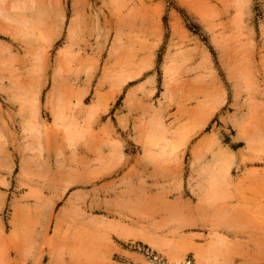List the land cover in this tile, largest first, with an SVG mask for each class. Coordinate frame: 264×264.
<instances>
[{
	"label": "rangeland",
	"instance_id": "rangeland-1",
	"mask_svg": "<svg viewBox=\"0 0 264 264\" xmlns=\"http://www.w3.org/2000/svg\"><path fill=\"white\" fill-rule=\"evenodd\" d=\"M248 189L264 0H0V264H264Z\"/></svg>",
	"mask_w": 264,
	"mask_h": 264
},
{
	"label": "bare ground",
	"instance_id": "bare-ground-1",
	"mask_svg": "<svg viewBox=\"0 0 264 264\" xmlns=\"http://www.w3.org/2000/svg\"><path fill=\"white\" fill-rule=\"evenodd\" d=\"M40 9V8H39ZM37 12H40V11H37ZM43 12H44V10H43ZM45 13H47V12H45ZM38 15H40L39 13H38ZM42 15V14H41ZM74 28V27H73ZM72 28V29H73ZM75 29V28H74ZM225 177V176H224ZM225 179V178H224ZM226 186V185H225ZM229 188V187H228ZM228 188L226 189V188H223V187H215V188H213V186H212V189H210V191L209 190H207L206 192H208L207 194H206V197H205V199H207V202H210V203H207L206 202V200L204 201V202H206L205 204H202L201 203V206H199L198 208H197V212L199 213V215H205L206 216V214H209L211 211H213V210H217L216 209V205L217 204H219L220 202L218 201V200H220L221 198H223L224 196H225V194L226 193H229L230 191H228ZM234 189V188H233ZM249 190V189H248ZM252 192H251V191ZM249 191H250V193L251 194H257V196L258 195H260L261 194V196H262V194L264 193V191H262V190H260V189H250ZM228 191V192H227ZM205 192V193H206ZM232 192V191H231ZM236 192V191H235ZM243 192H245V191H243ZM242 192V193H243ZM205 193H204V195H205ZM238 193V192H237ZM230 194V193H229ZM230 196V195H229ZM256 196V197H257ZM245 197V196H244ZM250 197H252V196H250ZM259 198H260V196H258ZM255 198V201H257V203H258V205H259V203L260 202H262V201H264V200H262V198L261 199H259V198ZM203 198V197H202ZM232 199H234V197H230L229 198V200L231 201ZM247 199V198H246ZM202 200V199H201ZM249 200H250V198H249ZM258 200H259V202H258ZM139 201V200H138ZM140 202V201H139ZM219 202V203H218ZM222 203H223V205H224V202L223 201H221ZM217 203V204H216ZM249 203V202H248ZM216 204V205H215ZM237 204H238V202H237ZM262 204V203H261ZM199 205V204H198ZM214 205V206H213ZM137 206V205H136ZM216 206V207H215ZM227 206V205H226ZM243 206V205H242ZM263 206V205H262ZM262 206L261 207H259L258 206V210H256V211H254V216L252 217H249L248 219H246L245 221L243 220L242 222H243V225H245L247 228H249V231H248V233L250 232H255V231H259V233H261V234H263L264 233V207L262 208ZM214 208L213 210H211V208ZM188 208V207H187ZM246 208V207H245ZM225 209V208H224ZM242 209V208H241ZM244 209V208H243ZM227 210V209H226ZM236 210V209H235ZM255 210V209H254ZM164 211V210H163ZM166 211V210H165ZM168 211V210H167ZM220 211V210H219ZM250 211H252V210H250ZM182 212V211H181ZM220 212H222V211H220ZM217 213H219V212H217ZM224 213V212H223ZM232 213H234V212H232ZM247 213V212H246ZM185 215V214H184ZM210 215V214H209ZM229 215V214H228ZM250 215V214H249ZM199 217V216H198ZM204 217V216H203ZM197 218V217H196ZM241 220V219H240ZM217 223V222H216ZM238 226V225H237ZM179 228V227H178ZM237 228V227H236ZM239 228V227H238ZM250 230H252V231H250ZM244 233V232H243ZM242 233V234H243ZM257 234H258V232H257ZM256 234V235H257ZM264 238V237H263ZM252 239V238H251ZM221 248V247H220ZM209 251V250H208ZM208 251H206V252H208ZM215 251V250H214ZM205 252V253H206ZM209 252H211V251H209ZM208 252V253H209ZM196 253V252H195ZM203 254H204V252H203ZM210 254H212V253H210ZM209 256V255H208ZM195 257V262H196V264L198 263H202L203 261H205V262H207V260L206 259H208V258H206L207 257V254H205V255H202L201 254V251H200V253H196V255L194 256ZM205 258V259H204ZM210 259V258H209ZM209 259H208V261H209ZM211 260V259H210ZM204 263V262H203Z\"/></svg>",
	"mask_w": 264,
	"mask_h": 264
}]
</instances>
